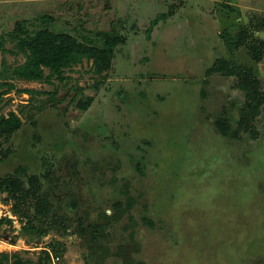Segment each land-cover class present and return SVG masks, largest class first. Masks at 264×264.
Returning a JSON list of instances; mask_svg holds the SVG:
<instances>
[{"label":"rangeland","instance_id":"374dc122","mask_svg":"<svg viewBox=\"0 0 264 264\" xmlns=\"http://www.w3.org/2000/svg\"><path fill=\"white\" fill-rule=\"evenodd\" d=\"M262 21L264 0H0V119L22 121L0 139V183L40 182L20 211L0 191V264H264V112L255 135L223 137L215 122L236 127L245 95L236 77L207 73L225 59L264 83V58L234 47L248 27L264 42ZM44 29L126 43L102 74L84 59L61 79H13L19 41ZM49 194L59 223L40 238L28 217ZM106 221L108 251L76 234Z\"/></svg>","mask_w":264,"mask_h":264},{"label":"trees","instance_id":"16d2710c","mask_svg":"<svg viewBox=\"0 0 264 264\" xmlns=\"http://www.w3.org/2000/svg\"><path fill=\"white\" fill-rule=\"evenodd\" d=\"M173 14L174 12H170L169 15H163L156 21L168 18ZM261 26H264V21L261 22ZM101 36L104 44L103 47L99 48L90 45L87 41L80 42L76 37L68 33H56L49 29H44L34 34L26 32L25 36L19 41V49L24 54L26 62L14 68L11 76L13 79L31 82H42L52 77L61 79L66 69L78 65L84 59L93 61L95 71L98 74H102L110 70L115 49L119 45L126 43V39L115 33ZM234 47L235 49L248 47L249 53L255 62H260L264 58V42L254 38L251 27L240 32ZM46 70L50 72L48 77L45 76ZM207 73L210 75L221 74L225 77H236L238 79V88L245 95V103L240 109V118L235 122L236 127L232 126L228 118L222 117L215 122L219 133L230 140L238 139L243 132L255 135V122L264 112V83L255 76L252 69L238 67L225 59L217 60ZM92 103L93 99L89 98L86 102H79L78 107L82 111H87ZM21 126L22 121L15 113L3 116L0 119V139L12 137ZM26 171V169L21 168L17 173H24ZM45 180L49 187L46 193L53 192L56 188L54 180L47 176ZM39 183L36 177L30 178L28 184L31 188L24 192L25 183L21 179L5 180L0 183V191H8L15 201L14 208L20 211L18 205L21 204V201L29 200L38 195L35 188ZM54 194L53 192L52 197ZM50 195L48 200L44 198L40 203L36 200L35 204L38 206L39 212L35 213L34 218H32L35 221L39 217L36 215L42 216L45 225L37 231L33 225V220L28 217V230L38 233L40 238L46 236L49 230L54 229L59 223V219L56 218V215H58L57 207H61L59 200H62L59 199L56 204L55 201H51ZM120 206V203L115 206L116 213L118 214L121 210ZM50 212L53 213L52 216ZM118 214H116L117 217H113L112 219L118 220L120 216ZM76 234L81 238H86L88 235V241L92 242V244H98L100 248H107L108 251V246L112 241V223L106 221L102 224L94 223L86 227L80 222ZM66 235H68L67 232ZM2 256L8 259V255ZM16 264L23 263L18 262Z\"/></svg>","mask_w":264,"mask_h":264},{"label":"built area","instance_id":"2783aa9c","mask_svg":"<svg viewBox=\"0 0 264 264\" xmlns=\"http://www.w3.org/2000/svg\"><path fill=\"white\" fill-rule=\"evenodd\" d=\"M55 261H56V264H62L63 263V260L61 257H56Z\"/></svg>","mask_w":264,"mask_h":264}]
</instances>
